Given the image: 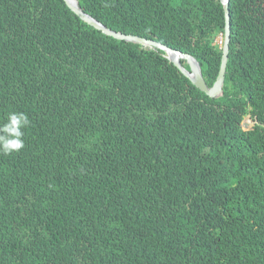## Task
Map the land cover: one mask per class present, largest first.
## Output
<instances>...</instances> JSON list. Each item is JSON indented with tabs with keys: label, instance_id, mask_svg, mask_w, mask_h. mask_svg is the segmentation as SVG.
Segmentation results:
<instances>
[{
	"label": "trees",
	"instance_id": "trees-1",
	"mask_svg": "<svg viewBox=\"0 0 264 264\" xmlns=\"http://www.w3.org/2000/svg\"><path fill=\"white\" fill-rule=\"evenodd\" d=\"M78 2L214 83L220 0ZM229 9L211 98L64 0H0V116L31 119L24 148L0 154V264H264V0Z\"/></svg>",
	"mask_w": 264,
	"mask_h": 264
},
{
	"label": "water",
	"instance_id": "water-1",
	"mask_svg": "<svg viewBox=\"0 0 264 264\" xmlns=\"http://www.w3.org/2000/svg\"><path fill=\"white\" fill-rule=\"evenodd\" d=\"M66 5L73 11L81 20L95 29L99 30L107 36H111L114 39L130 42L134 44H140L144 47L158 48L164 51L165 57L173 63V65L187 77L193 85H195L200 91L204 92L211 98H218L223 94V86L225 81V75L227 70V63L229 59L230 51V34H231V23H230V0H220L224 10V35L222 40V56L221 64L217 77L212 84L208 86L202 73V68L198 60L190 53H185L178 49H174L166 44L160 43L153 39H147L138 35L125 34L120 31H115L102 24L100 21L95 19L90 14L83 11L80 7L78 0H64ZM182 60H185L189 68H186L182 64ZM244 129L249 128L247 122L242 123Z\"/></svg>",
	"mask_w": 264,
	"mask_h": 264
},
{
	"label": "clouds",
	"instance_id": "clouds-1",
	"mask_svg": "<svg viewBox=\"0 0 264 264\" xmlns=\"http://www.w3.org/2000/svg\"><path fill=\"white\" fill-rule=\"evenodd\" d=\"M223 35L224 34H220L218 36L220 37V44L216 43L221 46V49ZM243 122H247L249 124L248 129H244L242 125ZM255 123L256 120H253L250 113H247L241 122V127L243 130H249ZM30 126L31 119L25 111L9 110L4 113L3 116H0V154L11 155L13 153H18L21 149H23L25 146L26 133Z\"/></svg>",
	"mask_w": 264,
	"mask_h": 264
},
{
	"label": "rangeland",
	"instance_id": "rangeland-1",
	"mask_svg": "<svg viewBox=\"0 0 264 264\" xmlns=\"http://www.w3.org/2000/svg\"><path fill=\"white\" fill-rule=\"evenodd\" d=\"M215 43H219L220 44V37H218L215 41ZM252 124V123H251Z\"/></svg>",
	"mask_w": 264,
	"mask_h": 264
}]
</instances>
